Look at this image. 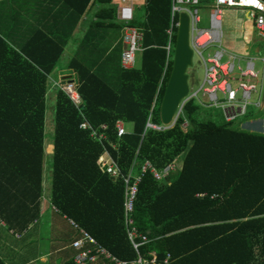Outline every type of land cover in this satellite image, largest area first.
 Here are the masks:
<instances>
[{"label": "trees", "instance_id": "trees-1", "mask_svg": "<svg viewBox=\"0 0 264 264\" xmlns=\"http://www.w3.org/2000/svg\"><path fill=\"white\" fill-rule=\"evenodd\" d=\"M64 2L77 22L91 0ZM95 2L106 5L98 18L109 23L99 21L94 29L123 28L112 0ZM170 4L146 0L145 17L132 23L145 35L139 67L122 68L121 44L97 63L71 61L83 106L79 110L56 90L50 202L113 255L131 261L136 253L123 225L124 183L105 174L99 159L107 149L125 175L131 168L140 175L146 161L158 170L181 161L179 171L160 182L150 172L142 175L134 218L151 241L141 254L156 253L159 260L170 254V264H264V135L201 118L203 107L196 101L185 104L173 128L146 131L149 122L162 125L160 106L177 35L176 28L171 38L167 32ZM245 28L248 41L250 24ZM33 41L24 56H8L11 50L0 39V217L20 233L40 217L48 76L64 52L44 32ZM36 48L39 56L32 55ZM85 121L107 140L101 143L81 129ZM118 121L132 125L121 137Z\"/></svg>", "mask_w": 264, "mask_h": 264}, {"label": "built area", "instance_id": "built-area-1", "mask_svg": "<svg viewBox=\"0 0 264 264\" xmlns=\"http://www.w3.org/2000/svg\"><path fill=\"white\" fill-rule=\"evenodd\" d=\"M112 1L117 6L118 20L123 24L124 50L121 54V65L126 70L134 69L136 68V55L141 52L144 32L140 28L132 26V23L134 22V6L142 0ZM202 8L210 9L208 28L200 27V23L202 22L200 9ZM228 10L242 11L248 21L251 22L254 39L258 38L263 43V47H253H257V54H263L260 61L264 65V0H173L172 24L168 34L171 38L173 30L178 27L179 15L185 13L189 17L190 47L193 51V57L195 55L199 57L205 68V80L203 84L197 90L189 88L188 97L180 107L182 108L181 110H183L186 103L196 101L203 108H220L224 122L230 124L246 117L251 106L256 109L262 108L264 98V68L262 72L256 70V59H249V53L234 55L222 46L224 39L223 19L225 12ZM252 40L250 39L247 42V46L250 45ZM212 47H216V51L206 55V51ZM166 50L169 56L171 44ZM244 59H246L245 69L241 67V62ZM236 70L239 71V77L235 75ZM232 82H238L239 88L234 89ZM258 85L261 86L260 92L258 91ZM58 86L61 87L62 91L74 105L81 110L83 100L78 92L76 80L68 79ZM239 92H241L240 97ZM253 92L260 93L259 100L255 103L251 101ZM170 126H168L169 128L163 125L157 126L150 122L147 124L148 129L155 131H165L173 128H170ZM81 129L90 130L91 137L101 143L107 140L103 132H100L99 129H94L87 121L81 125ZM100 129L106 131L107 126L102 125ZM116 129L118 137L128 132L122 121L117 122ZM112 146L114 147V145ZM99 163L102 171L112 180H122L124 183L123 225L129 243L136 253V258L131 261L118 258L88 232L68 219L71 226L79 234V237L71 243V247L76 252L74 263L170 264V254H167L163 260H159L156 253H150L148 257L141 254L140 250L142 247L148 245L151 240L138 228L134 218V211L142 175L150 172L154 179L160 182L165 180L175 170L176 163L169 165L163 170H158L150 162L146 161L142 165L140 175H136L133 168L125 175L107 149L104 150ZM199 196L202 197L204 195Z\"/></svg>", "mask_w": 264, "mask_h": 264}, {"label": "crops", "instance_id": "crops-1", "mask_svg": "<svg viewBox=\"0 0 264 264\" xmlns=\"http://www.w3.org/2000/svg\"><path fill=\"white\" fill-rule=\"evenodd\" d=\"M112 3L116 7V20L121 23L117 17V6L114 2ZM172 4L173 0H171L170 4L171 24ZM145 5L146 0H142L134 6V22L145 17V12L141 13L142 10L145 11ZM105 8V4L91 0L85 14L76 22V15L72 14L70 7L64 0H0V39L11 50L8 56H13L15 53L24 56V49L31 44H35L33 40L39 31L48 34L64 48V52L58 60L55 69L48 76V87L50 90L58 82L53 77L56 72L59 73L60 79H75V73L69 66L73 59H78L87 64H94L98 60L100 61L102 57L116 54L118 52L116 51L118 44L122 45L121 50L123 52V28L120 30L105 27L94 29V24L99 21L109 23V21L98 18L102 9ZM235 12L246 17L242 11ZM245 24H250L251 26L248 33L249 40L254 39L251 22L247 19ZM39 40L41 41L42 39ZM248 41H244L245 43L243 44L245 48H248L247 53L251 50V47L247 46ZM255 41L259 42V39L252 40V42ZM143 43L144 40L140 53L144 49ZM170 44V39H168L165 49ZM254 51H257V47H254ZM41 53V48L32 50L33 56H39ZM97 56L98 59H95L94 57ZM117 56L118 62L121 63V56L119 54ZM262 102V108L257 109L256 112L251 113V110H249L246 117L250 116L252 118L250 121L240 124L241 130L264 135V98ZM254 117L255 119H253ZM127 125L131 124H125V127ZM127 131L130 130L127 129ZM46 149L49 152L46 153V157H51L54 150L53 145L48 143L45 146ZM45 166L46 164H44L40 217L49 214L51 211L59 214L50 202L51 181ZM61 217L68 223L69 227L67 226L68 230L66 233L71 236V242L65 246H61L59 243L61 230L52 234L47 241L43 240V227L39 225L38 219L22 232L23 234L9 230L3 220H0V259L5 264H67L71 260L74 261L76 252L72 253L69 250L73 249L71 243L76 239L78 233H76L66 217ZM19 235L20 237H18Z\"/></svg>", "mask_w": 264, "mask_h": 264}, {"label": "rangeland", "instance_id": "rangeland-1", "mask_svg": "<svg viewBox=\"0 0 264 264\" xmlns=\"http://www.w3.org/2000/svg\"><path fill=\"white\" fill-rule=\"evenodd\" d=\"M144 12H145L144 10L141 11L142 14ZM200 16H201V20H202V22L200 23V27L201 28H208L209 27V20H210V9H208V8L200 9ZM246 20H247V18L245 16H242L241 14H237L234 10H228L225 12L224 19H223L224 39H223L222 46L225 49H227L230 53H233L234 55L242 54L239 52V49L245 43L243 41V37L246 34V28H245ZM251 33H252V31H251ZM251 33H250V35H251ZM250 35H249V37H250ZM253 46H251V50L249 52V59H256V70L262 72L264 65L260 61V59L263 57V54H257L254 51ZM262 47H263V44H262ZM214 51H216V47H212L211 49L206 51V55L208 53H213ZM136 60H137L136 66L139 67L141 65V53H137ZM245 65H246V59H244L241 62V67L243 69H245ZM237 68H238V64H237ZM235 73H236L235 75L237 77H239V71L236 70ZM187 75H188V85H189V88L191 90H197L203 84V82L205 80L204 65H203L202 61L200 60V58L197 57L196 55L192 59V66L188 69ZM53 77H55L58 82L50 88V90L47 94V110H46V119H45V146L48 143L51 145L53 144L54 116H55V114H54L55 91L56 90L62 91L61 87H59L57 85L58 84L60 85V84H62V82L68 80V79H60L59 73H57V72L54 73ZM232 85H233L234 89L239 88L238 82H232ZM258 91L259 92L261 91L260 85H258ZM240 96H241V92H239V97ZM259 96H260V93L253 92L252 99H251L252 103L257 102L259 100ZM200 97H201V95H200ZM263 97H264V93H263ZM181 109L182 108H180V110L177 113L176 121L174 122V124H172L170 126V128L174 127L178 118L183 115V112H182L183 110H181ZM249 110H251V113L257 111V109L254 108L253 106H251ZM202 112H203V114H202L201 118L213 120L218 124H222L224 122L222 110L220 108H203ZM255 117L253 119H255ZM251 118L252 117H250V116H248L246 118H241V119L233 122L232 127L235 129H241L240 124L247 122V121H250ZM186 127H187V123L185 122V125H183V127H182L183 131H186ZM126 128L128 130H131L132 126L127 125ZM146 131H151V130H148V128H147ZM46 153H49L47 151V149H46ZM45 164H46L45 168L49 172L50 167H51V157H45ZM175 167L176 168L173 172H175V171L176 172L174 173V175L179 171V169L181 167V161H178L175 164ZM49 176H50V172H49ZM0 220H2L1 217H0ZM38 223L41 227H43L42 228L43 235H44L43 240L47 241L51 237L52 234L56 233V231H58V230L59 231L61 230L62 232L61 231H60V233L58 232L59 233V239H60L59 240L60 245L65 246L71 242L70 234L67 235V233H66V231L68 230L67 226L69 227V225L65 220L62 219L61 215L56 214V213L51 211L49 214L44 215L43 217H39ZM0 230H1V228H0ZM62 233H63V235H62ZM78 237H79V235H76V238H78ZM72 250H69V251L72 253H75V251L73 250L74 251L73 252Z\"/></svg>", "mask_w": 264, "mask_h": 264}, {"label": "water", "instance_id": "water-1", "mask_svg": "<svg viewBox=\"0 0 264 264\" xmlns=\"http://www.w3.org/2000/svg\"><path fill=\"white\" fill-rule=\"evenodd\" d=\"M193 51L190 47L189 17L179 15L172 70L160 106L163 126L172 125L177 113L189 94L187 71L192 66Z\"/></svg>", "mask_w": 264, "mask_h": 264}, {"label": "bare ground", "instance_id": "bare-ground-1", "mask_svg": "<svg viewBox=\"0 0 264 264\" xmlns=\"http://www.w3.org/2000/svg\"><path fill=\"white\" fill-rule=\"evenodd\" d=\"M254 43H262V41L259 39V42L255 41ZM263 44V43H262Z\"/></svg>", "mask_w": 264, "mask_h": 264}]
</instances>
